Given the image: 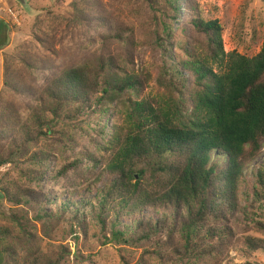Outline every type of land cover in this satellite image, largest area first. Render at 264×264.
<instances>
[{
    "label": "rangeland",
    "instance_id": "rangeland-1",
    "mask_svg": "<svg viewBox=\"0 0 264 264\" xmlns=\"http://www.w3.org/2000/svg\"><path fill=\"white\" fill-rule=\"evenodd\" d=\"M26 4L0 0V20L10 25V32H5L7 45L0 51V125L7 113H15L27 125L37 108L35 98L70 67L110 68L120 76L136 75L142 83L140 99L172 97L174 93L160 83L164 69L207 47L205 37L194 27L197 18L220 22L227 53L254 57L264 42V0H179L178 16L165 0H26ZM78 10L80 18L75 16ZM48 116L46 136L25 146L15 164L0 169V228L9 232L0 247L9 252L2 255L0 264H30L49 251L59 264H180L175 258L158 257L159 253L166 256L181 241L179 225L171 233L164 230L149 241H139V231L122 224L117 229L127 232L130 243H106L111 228L102 229L93 220L91 207L84 211L79 207L85 212L79 221L57 206L47 207L48 216L40 219L44 216L43 194L60 197L59 202L71 199L75 204L95 200L108 175L94 185L100 166L90 157L99 154L102 133L108 138L111 125H121L115 106L95 102L78 114L69 107L58 117ZM106 121V131L100 133ZM12 129L13 134L0 139V155L20 145V132ZM74 162L81 167L56 182L50 180ZM263 162L264 141L260 157L245 165L241 209L235 218L220 223L232 230V236L204 264H264V251L247 255L240 250L248 236L264 240V232L256 225L264 222V201L256 197L262 190L258 170ZM5 189L8 195L3 193ZM24 191L35 199L20 195L21 202L12 200L13 194ZM168 212L147 206L143 216L160 219ZM132 220L126 218L123 223L131 226Z\"/></svg>",
    "mask_w": 264,
    "mask_h": 264
},
{
    "label": "trees",
    "instance_id": "trees-1",
    "mask_svg": "<svg viewBox=\"0 0 264 264\" xmlns=\"http://www.w3.org/2000/svg\"><path fill=\"white\" fill-rule=\"evenodd\" d=\"M165 1L178 16L179 0ZM75 16L80 18L81 10ZM193 23L205 37L207 47L164 69L160 83L174 93L172 97L140 99L142 83L136 75L120 76L110 68L99 71L70 67L35 98L37 108L27 125L21 124L15 113L3 115L0 139L13 134L12 128H16L21 142L0 155V169L15 164L25 146L46 136L44 127L51 121L48 114L58 117L69 107L78 114L95 102L115 106L120 115L121 125L113 123L108 138L102 133L106 131L108 121L105 122L100 132L104 138L102 148L97 156L90 157L96 167L100 166L94 185L108 175L95 200L75 204L71 199L59 202L60 197L43 194L41 220L48 216L47 207L57 206L62 213H73L78 221L85 214L79 207L83 211L91 207L93 220L102 229L111 228V237L105 236L106 243H130L127 232L117 229L122 224L139 231V241H149L164 230L171 233L179 225L181 241L166 256L159 253L158 257L175 258L180 264H204L232 236V230L221 224L235 218L241 209L245 165L260 157L264 141V42L254 57L227 53L223 27L217 19L197 18ZM5 32H10V25L0 20V51L7 45ZM187 80L191 82L187 84ZM80 167L79 162L68 164L50 180L56 182ZM258 184L262 190L256 197L264 201V162L258 170ZM3 193L8 195V190ZM20 195L34 198L24 191L13 194L12 200L21 202ZM147 206L170 212L160 219L146 217L143 212ZM126 218H133L131 226L123 223ZM256 225L258 231L264 232V222ZM8 236L9 232L0 228V247ZM240 250L247 255L264 251V240L248 236ZM8 252L1 248L0 258ZM30 264L59 262L49 251Z\"/></svg>",
    "mask_w": 264,
    "mask_h": 264
},
{
    "label": "water",
    "instance_id": "water-1",
    "mask_svg": "<svg viewBox=\"0 0 264 264\" xmlns=\"http://www.w3.org/2000/svg\"><path fill=\"white\" fill-rule=\"evenodd\" d=\"M23 6H27V4H26V0H18Z\"/></svg>",
    "mask_w": 264,
    "mask_h": 264
}]
</instances>
